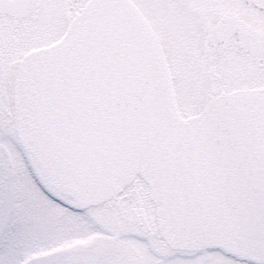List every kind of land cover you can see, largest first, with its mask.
I'll return each mask as SVG.
<instances>
[{
  "label": "snow or ice",
  "instance_id": "6c2138e0",
  "mask_svg": "<svg viewBox=\"0 0 264 264\" xmlns=\"http://www.w3.org/2000/svg\"><path fill=\"white\" fill-rule=\"evenodd\" d=\"M0 264H264V0H0Z\"/></svg>",
  "mask_w": 264,
  "mask_h": 264
}]
</instances>
